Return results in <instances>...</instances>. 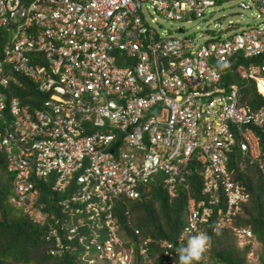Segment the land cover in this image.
<instances>
[{
  "label": "built area",
  "instance_id": "obj_1",
  "mask_svg": "<svg viewBox=\"0 0 264 264\" xmlns=\"http://www.w3.org/2000/svg\"><path fill=\"white\" fill-rule=\"evenodd\" d=\"M226 1L0 0V29L14 25L8 37L0 34L8 201L46 227L48 254L78 247L77 264H130L133 249L117 232L114 200L139 199L159 172L168 202L176 184L185 192L178 244L203 232L213 214L212 231L226 227L238 240L250 239L249 228L233 224L248 192L226 164L238 152L264 182V106L239 101L236 84L220 85L218 67L235 64L240 78L264 88V58L241 63L264 50V0H233L260 24L229 36L217 31L198 44L182 27L174 35L160 30L158 20L188 22ZM27 84L33 92L22 101L15 91ZM189 162L200 167L199 199L188 182ZM48 178L50 192L70 190L53 202L57 213L49 217L37 206L35 182ZM124 220L130 223L127 208ZM149 242L141 237L136 245L144 262L152 260ZM173 250L162 242L155 264H173Z\"/></svg>",
  "mask_w": 264,
  "mask_h": 264
},
{
  "label": "trees",
  "instance_id": "obj_2",
  "mask_svg": "<svg viewBox=\"0 0 264 264\" xmlns=\"http://www.w3.org/2000/svg\"><path fill=\"white\" fill-rule=\"evenodd\" d=\"M257 58H251L250 62H256ZM245 62V61H244ZM248 62V61H247ZM220 85L226 86L235 82L240 84V99L246 100L251 107L255 108L264 104L260 95L255 91L253 82L242 85V80L236 77L232 68L218 67ZM24 87L23 90L16 89L15 94L22 101L26 97L25 91L32 94L33 91ZM260 145L264 148V138L260 137ZM238 153V152H237ZM233 153L229 156L228 168L231 170V178L243 184L248 192V200L241 212L234 218L233 224L237 227H247L251 232L252 240L243 244H238L235 234L230 228L220 227L212 231L215 214L206 218L203 222V232L212 236V246L203 254V258L198 264H246L247 254L252 252L253 241L260 247L257 254L258 264H264V182L260 173L253 166L246 164L243 169H238L242 161L241 155ZM5 173L4 182H0V264H77L76 256L80 252L65 249L59 256L48 254L47 248L51 242L44 240L46 227L38 226L30 222L20 208H16L7 203V198L3 194V189L11 187L10 178L4 169V162L0 156V176ZM52 178L36 180L39 187V198L37 206L49 216L56 215L57 208L53 202L57 198H62L68 194L69 188L65 193L50 192ZM192 196L199 199L201 194L198 190L199 177L195 174L190 177ZM140 198L131 200L127 205V199L121 198L113 208L117 232L127 242L126 246H131L132 258L130 264H144L145 262L137 253L136 245L141 237L151 238L148 243V252L152 258L151 262L160 261L163 254L160 252V244L165 241L173 243L174 257L177 264L176 249L181 244L177 243V235L184 224V204L185 192L181 184H176L175 195L170 202L167 201L166 190L162 184L158 173L154 174L148 182V191L141 192ZM129 209L130 223L124 220L125 209ZM14 209V210H13ZM19 210V211H17ZM139 231V236L133 230ZM74 242H70L69 245Z\"/></svg>",
  "mask_w": 264,
  "mask_h": 264
},
{
  "label": "rangeland",
  "instance_id": "obj_3",
  "mask_svg": "<svg viewBox=\"0 0 264 264\" xmlns=\"http://www.w3.org/2000/svg\"><path fill=\"white\" fill-rule=\"evenodd\" d=\"M249 12L253 13V11H244V10L241 11L234 4L233 0H227L226 2L220 4V8L213 7V9L211 10L209 9L205 10L203 12L204 16L202 18L200 17L190 18V21L188 22H185L184 20H180L177 21L176 23L169 22L168 20L162 19L160 17H158V20L160 22V30H163L165 32L174 35L176 34V27H182L184 35L194 38V41H196V43L198 44L201 43L203 40L207 39L211 34H214L217 31H219L220 28L227 27L228 23H230L232 29L235 30H240L250 26L256 20L249 16ZM260 19L264 20V16H260ZM13 30H14V25H9L4 30V35L9 36L10 34L13 33ZM217 34L222 36V32H218ZM158 175L161 177L160 174ZM5 177H6L5 173H3L0 176L1 182H4ZM1 182L0 184H2ZM3 190H4L3 194L7 198V203H8V198L12 195V190L11 188H8V190L5 189ZM118 198L114 200V206L116 205ZM130 202L131 200L127 199L126 204L129 205ZM183 221H184V217H183ZM86 231H88V228H86ZM243 242H246V240L243 239L238 240V243H243ZM259 251H260L259 245L253 241L252 252L248 253L246 256L247 257L246 264H258L257 254ZM29 264H33V263H29ZM96 264H116V263L100 260L97 261ZM144 264H154V263L145 262Z\"/></svg>",
  "mask_w": 264,
  "mask_h": 264
},
{
  "label": "clouds",
  "instance_id": "obj_4",
  "mask_svg": "<svg viewBox=\"0 0 264 264\" xmlns=\"http://www.w3.org/2000/svg\"><path fill=\"white\" fill-rule=\"evenodd\" d=\"M220 3H223V2H220ZM213 7H216V6H213ZM212 7V9H213ZM220 8V6H218ZM238 8V7H237ZM239 9V8H238ZM241 10V9H239ZM242 11V10H241ZM246 11V10H244ZM247 11H251V10H247ZM252 14V15H251ZM249 16L251 18H254L256 21L254 23H252L250 26L252 25H257V24H260V20L257 18L254 17L253 13L249 12ZM248 26V27H250ZM246 27V28H248ZM246 28H243V29H246ZM243 29H240V30H243ZM4 30L5 29H0V34L4 35ZM235 31H239V30H235V29H232V26L230 23H228V26L227 27H223V28H220L218 32H222V36H229L230 33L232 32H235ZM219 37H222L221 35H218ZM8 37V36H7ZM235 54H239L241 55L240 53H235ZM240 57V56H239ZM241 58V57H240ZM251 58H257V61L256 62H250ZM264 58V50L260 53V55H257V56H253V57H249V58H243L241 59V63L243 64H258L260 62L261 59ZM245 61V62H244ZM248 61V62H247ZM234 65L235 64H231V65H227L226 63L225 64H221L219 65V67L221 68H229L231 67L232 68V72L236 75L237 78H239V80H242V85L245 86L248 82H253L254 84V89L255 91L260 95V97L262 98V100L264 101V97H263V93L264 92L263 90H261L259 88V86L257 85V82L253 79H247V80H244L242 78H240L236 72H234ZM228 66V67H227ZM231 84H236L237 86H239V101L241 102H246V100H241L240 99V89L242 88V86L240 84H237L235 82H232V83H229L227 84L226 86H223L224 88L228 89V86L231 85ZM27 86H29V84H27ZM30 88V86H29ZM247 103V102H246ZM248 104V103H247ZM250 106V104H248ZM260 106H264L263 105H260ZM251 107V106H250ZM259 107V106H258ZM258 107H255V108H258ZM253 108V107H251ZM254 109V108H253ZM258 133V132H257ZM259 134V133H258ZM261 146V145H260ZM238 154V153H237ZM243 159L241 162H238L240 165L238 167V169H243L246 164H249V165H253L252 163H249L248 162V159L246 156H241ZM228 162H229V159L227 160V164H226V167H227V171H229L230 175H231V170L228 168ZM188 168L191 169L192 173L189 175L188 177V180H190V177L192 175H196L197 177H200L197 173V171L200 169L199 166L193 164L192 162H189L187 164ZM254 166V165H253ZM255 167V166H254ZM256 168V167H255ZM161 175V179L163 177L162 173H158ZM232 176V175H231ZM189 182V181H188ZM238 182V181H237ZM240 183V182H238ZM200 178H199V183H198V190L200 189ZM243 185V184H242ZM249 196V194H248ZM247 202V201H246ZM8 204L9 201H8ZM246 204V203H245ZM244 204V205H245ZM11 205V204H10ZM244 205L241 207V210L243 209ZM13 206V205H12ZM15 207V206H14ZM17 208V207H16ZM241 212V211H240ZM184 226V224H183ZM183 226L181 227L178 235H177V238L178 236L181 234L182 232V229H183ZM237 238V237H236ZM251 238V237H250ZM188 239V240H187ZM212 236L210 234H208L207 232H200L199 234L197 235H193L191 237L189 236H185L183 242L181 243V245L179 247H177L176 249V252H177V264H198L199 261L202 260L203 258V254L212 246ZM187 240V242H186ZM248 241V240H247ZM246 241V242H247ZM237 242H238V239H237ZM244 243V242H243ZM243 243H238V244H243ZM156 262V261H155ZM174 262H175V257H174ZM155 264V263H154Z\"/></svg>",
  "mask_w": 264,
  "mask_h": 264
},
{
  "label": "bare ground",
  "instance_id": "obj_5",
  "mask_svg": "<svg viewBox=\"0 0 264 264\" xmlns=\"http://www.w3.org/2000/svg\"><path fill=\"white\" fill-rule=\"evenodd\" d=\"M258 86H259V88H260L261 90H264V88H263V86H262L261 84H258Z\"/></svg>",
  "mask_w": 264,
  "mask_h": 264
},
{
  "label": "crops",
  "instance_id": "obj_6",
  "mask_svg": "<svg viewBox=\"0 0 264 264\" xmlns=\"http://www.w3.org/2000/svg\"><path fill=\"white\" fill-rule=\"evenodd\" d=\"M2 35V34H1Z\"/></svg>",
  "mask_w": 264,
  "mask_h": 264
}]
</instances>
